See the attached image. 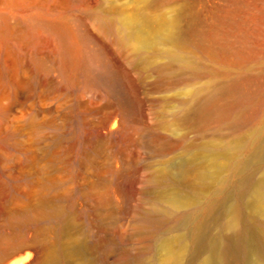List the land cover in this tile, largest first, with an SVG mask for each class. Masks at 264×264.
<instances>
[{
  "label": "rangeland",
  "instance_id": "1",
  "mask_svg": "<svg viewBox=\"0 0 264 264\" xmlns=\"http://www.w3.org/2000/svg\"><path fill=\"white\" fill-rule=\"evenodd\" d=\"M233 205L264 264V0H0V264H198Z\"/></svg>",
  "mask_w": 264,
  "mask_h": 264
},
{
  "label": "bare ground",
  "instance_id": "2",
  "mask_svg": "<svg viewBox=\"0 0 264 264\" xmlns=\"http://www.w3.org/2000/svg\"><path fill=\"white\" fill-rule=\"evenodd\" d=\"M185 66L187 69L194 72L206 69L205 66L202 67L194 60H189ZM217 70L218 69L214 67L210 70V72L215 74ZM109 74L113 78L118 77L112 72ZM259 151L261 152L262 149L260 148ZM257 192H259V190ZM239 216V208L236 205L231 206L230 218L222 225L220 232L213 239L212 243H210L208 252L199 259L198 264H231L233 261V264H235V261L236 264H239L241 260L244 259L243 250L247 245L244 241L242 228L245 227L240 224ZM250 241L253 244L256 242L253 233L250 235ZM18 256H15L14 259H10L7 264H22L29 258V255L27 254L23 256L20 254V257ZM65 256L69 258L70 264H83V258L79 256V250L74 247H69L68 243L55 246L44 258L43 264H58L60 259Z\"/></svg>",
  "mask_w": 264,
  "mask_h": 264
}]
</instances>
